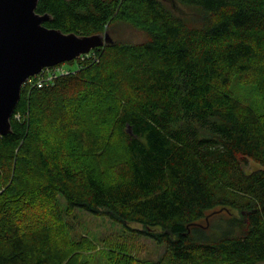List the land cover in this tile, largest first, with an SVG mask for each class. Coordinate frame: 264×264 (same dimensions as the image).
Listing matches in <instances>:
<instances>
[{
    "label": "trees",
    "instance_id": "trees-1",
    "mask_svg": "<svg viewBox=\"0 0 264 264\" xmlns=\"http://www.w3.org/2000/svg\"><path fill=\"white\" fill-rule=\"evenodd\" d=\"M174 1L37 2L47 27L143 39L22 85L0 135V264H264V111L232 87L264 103V0ZM77 212L120 230L80 232Z\"/></svg>",
    "mask_w": 264,
    "mask_h": 264
},
{
    "label": "water",
    "instance_id": "water-1",
    "mask_svg": "<svg viewBox=\"0 0 264 264\" xmlns=\"http://www.w3.org/2000/svg\"><path fill=\"white\" fill-rule=\"evenodd\" d=\"M38 1L0 0V135L11 131L10 118L28 77L112 42L106 31L84 35L45 26L50 15L36 12Z\"/></svg>",
    "mask_w": 264,
    "mask_h": 264
},
{
    "label": "rangeland",
    "instance_id": "rangeland-1",
    "mask_svg": "<svg viewBox=\"0 0 264 264\" xmlns=\"http://www.w3.org/2000/svg\"><path fill=\"white\" fill-rule=\"evenodd\" d=\"M110 36H112V39H118L122 41L127 42H137L143 39V34L136 29L129 28L127 26H119L113 29V31H110ZM76 61L73 59L72 62H62L59 64V67L61 69H70L75 70L76 69ZM233 94L235 97H239L241 99H244L248 103H251L255 107V109L258 110V112L264 111V103L260 100L259 96L257 95V92L253 90L252 85H246V83H242L241 80L234 79L233 80ZM259 165L254 163L253 161H250L246 167L247 170H253L257 169ZM77 218L82 224V227L79 226L80 232L82 231H88V233L91 235L99 236L100 234L106 235L108 237H115L114 232L119 231V225H116L107 219L99 218V217H93L87 213H81L77 212ZM78 222V221H77ZM76 219H75V223ZM78 222V223H79ZM132 226H138L132 224ZM127 238V237H125ZM136 249L140 257L148 258V259H154L157 258L162 251V248L156 246L152 241L136 237Z\"/></svg>",
    "mask_w": 264,
    "mask_h": 264
},
{
    "label": "built area",
    "instance_id": "built-area-1",
    "mask_svg": "<svg viewBox=\"0 0 264 264\" xmlns=\"http://www.w3.org/2000/svg\"><path fill=\"white\" fill-rule=\"evenodd\" d=\"M89 52L81 54L78 57L83 58L84 56H89ZM70 71V69H61V67H59V64L51 67H45L39 73L28 77L24 81L23 85L25 84L30 88H40L46 84H52L55 78L60 75L68 74Z\"/></svg>",
    "mask_w": 264,
    "mask_h": 264
}]
</instances>
